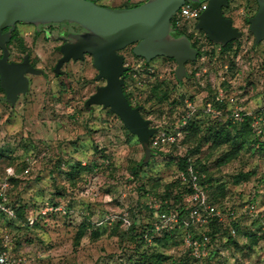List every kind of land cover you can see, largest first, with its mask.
Segmentation results:
<instances>
[{"label":"rangeland","instance_id":"1","mask_svg":"<svg viewBox=\"0 0 264 264\" xmlns=\"http://www.w3.org/2000/svg\"><path fill=\"white\" fill-rule=\"evenodd\" d=\"M142 1L99 3L122 7ZM258 7L256 0H230L224 7L243 32L227 48L194 27L200 55L187 64L182 82L174 59L147 62L133 53V45L121 51L129 66L124 89L130 102L143 106V116L167 139L162 154L137 175L132 170L145 156L139 138L109 108L85 106L106 83L96 79L92 56L66 63L67 73L57 76L55 45L36 36L33 26H19L12 57L28 50L46 71L32 77L30 91L15 106L0 100V193L18 212L15 218L0 213V239L9 238L4 248L20 264H150L135 234L158 206L180 210L175 162L185 156L197 162L216 200L226 203L219 208L221 222L238 224L232 236L240 246L219 238L210 261H195L181 242L175 245L181 231L174 243L161 242L154 252L166 256L165 264H264V41L255 43L247 21ZM236 112L242 120L234 119ZM246 114L250 129L238 137ZM219 131L222 136L215 138ZM124 218L133 228L126 230ZM245 231L256 233V240Z\"/></svg>","mask_w":264,"mask_h":264},{"label":"water","instance_id":"2","mask_svg":"<svg viewBox=\"0 0 264 264\" xmlns=\"http://www.w3.org/2000/svg\"><path fill=\"white\" fill-rule=\"evenodd\" d=\"M99 0H0V83L6 91L4 100L11 106L17 104L20 94H27L31 81L27 74L41 75L45 71L31 64L29 55L22 62H9L8 42L18 23L36 26L67 21L84 28L82 33H69V41L59 49L63 56L54 72L63 75L65 63L84 60L86 54L93 57V65L99 71L97 80L106 83L97 87L85 102L89 111L95 105L109 108L117 114L129 131L139 138L145 156V164L154 157L150 140L158 131L152 121L142 114L143 106H134L124 92L125 73L129 67L125 56L119 52L134 45L133 53L147 62L157 57L173 58L177 62L175 76L182 82L188 74L186 64L198 58L199 50L191 39L175 35L172 19L186 2L195 6L205 0H145L131 7H110ZM258 10L247 19L255 43L264 41V0H257ZM230 0H208L207 9L200 15L196 29L203 31L210 41L226 46L239 40L243 32L234 26L233 19L223 13ZM9 28L4 32V29Z\"/></svg>","mask_w":264,"mask_h":264},{"label":"built area","instance_id":"3","mask_svg":"<svg viewBox=\"0 0 264 264\" xmlns=\"http://www.w3.org/2000/svg\"><path fill=\"white\" fill-rule=\"evenodd\" d=\"M208 0L203 1L200 5L195 6L186 2L177 11L174 19V27L180 29L184 22H188L191 29L197 23L200 15L207 9ZM195 110V108H192ZM220 112H217L219 115ZM235 120H242L239 112L233 114ZM170 140L175 139L170 137ZM166 138L157 132L152 136L150 145L152 148H159L166 142ZM177 177L187 186L188 190L183 194L185 203L188 205V215L183 217L180 210L160 211L161 207H157L155 216L152 221L154 227L153 235H147V241L152 242L154 237L162 236L164 232L181 230L183 233V246L189 254L197 260L207 258L212 253L211 236L207 233L209 225L214 218L222 221L224 214L219 207L213 202L203 184L201 174L192 166L185 169L177 170ZM6 196L0 193V212L9 218L16 217V211L5 203ZM228 217H234L235 211L229 210ZM126 226L131 224L128 218H124ZM231 234L235 236L237 231L231 228ZM9 238L0 239V264H20L19 260L14 258L8 250L7 242Z\"/></svg>","mask_w":264,"mask_h":264},{"label":"trees","instance_id":"4","mask_svg":"<svg viewBox=\"0 0 264 264\" xmlns=\"http://www.w3.org/2000/svg\"><path fill=\"white\" fill-rule=\"evenodd\" d=\"M142 2H144V1H142ZM142 2H139V3H135V4H130V5H124V6H122V7H131V6H135V5H138V4H140V3H142ZM172 24H173V28H174V31H175V35H183V34H185V35H187L190 39H191V41H192V34H193V30L191 29V27H190V25L188 24V22H184V25L180 28V29H176L175 27H174V19H172ZM209 39V38H208ZM210 41V40H209ZM237 41H239V40H233V41H231V42H229L226 46H221L222 48H227L228 46H230L231 44H233V43H235V42H237ZM210 42H212V41H210ZM212 43H214V42H212ZM192 44H193V46H195V44H194V42L192 41ZM216 44V43H215ZM218 45V44H217ZM196 47V46H195ZM196 48H198V47H196ZM198 50H199V48H198ZM200 55V50H199V54H198V56ZM171 59H173V58H171ZM196 61V60H195ZM195 61H189V62H195ZM188 62V63H189ZM187 63V64H188ZM187 64H186V67H187ZM187 70H188V68H187ZM127 73L128 72H126L125 73V79H126V77H127ZM187 77V76H186ZM178 81V80H177ZM179 82V81H178ZM124 87H125V84H124ZM124 92H125V89H124ZM126 93V92H125ZM126 95H127V93H126ZM127 97H128V95H127ZM128 99H129V97H128ZM130 101V100H129ZM251 119H252V117L251 116H249V115H244V122H243V124H242V127L238 130L239 131V134H238V132H237V134H238V137L240 136H244L245 134H246V132H248L249 131V129H250V121H251ZM246 131V132H245ZM222 136V134H221V132L219 131V132H217V134H215V138H219V137H221ZM261 144V150H263V147H264V144L263 143H260ZM154 149V151H155V155H154V157L155 156H158V155H160V154H162V146L161 147H159V148H153ZM228 156V155H227ZM153 157V158H154ZM226 158V157H225ZM228 159L229 158H226V159H222L221 160V163H226L227 161H228ZM176 163V166H175V178H176V181H178L181 185H182V189H181V191H180V204H179V206H177V208L178 209H180V211H181V214H182V216L183 217H187V215H188V211H189V209H188V205H187V203H185V201H184V198H183V194L188 190V188H187V186L186 185H184L181 181H180V179L177 177V170H181V169H185V168H187L188 166H192V167H194V169L195 170H197L196 169V165H197V162H194V160L192 159V158H190L189 156H185L182 160H178L177 162H175ZM148 164V163H147ZM144 165H146L145 163H144V161H143V159L140 161V162H138L137 164H136V166L133 168V170H132V172L134 173V174H138V172H139V169L142 167V166H144ZM203 181V184H204V186H205V189H206V191L208 192V194L210 195V197L212 198V200H213V202L219 207V208H221V207H223V209L225 208V206H226V203L225 202H223V201H221V200H219V201H217L216 200V198H215V196L212 194V192H211V190H210V184L207 182V180H206V178L204 179V180H202ZM170 208H172V207H170V206H162V210L161 211H169V209ZM16 211V215H17V217H18V212H17V210H15ZM1 213V212H0ZM2 214H4V213H2ZM154 218V217H153ZM153 218H152V220L151 221H148L144 226H142L141 228H139V231H137V233L135 234V238H136V241H137V244L140 246V247H142L143 248V252H142V255H143V257L145 258L144 259V262H146V261H148L150 264H165V260H166V256L163 254V253H161V252H154V249L157 247V246H159V244L161 243V242H172V243H174L175 242V238H177V236H178V234L179 235H181L182 233H181V230H177V231H167V232H164L163 233V235L162 236H159V237H154L153 238V240H152V242L151 243H149L148 241H147V235H153V230H154V227L152 226V221H153ZM133 224H132V222H131V224L129 225V226H126V230H129V229H131V228H133V226H132ZM88 227H90V224H88V225H85V228H83V229H81L80 231H79V233L80 234H84V232L86 231V228H88ZM232 227H235L237 230H240L239 229V227H238V224L237 223H231V224H227V226L226 225H224V223H222L221 221H219V219L218 218H214L213 220H212V222H211V224L209 225V229H208V231H207V233L211 236V246H212V253H211V255L213 254V243L216 241V240H218L219 238H227V240H226V246H236V247H238V246H240L239 244H238V240L236 239V238H234L233 236H232V234H231V228ZM244 234H245V236L247 237V236H251L250 238H253V239H255L256 240V235L254 236V234H256V233H250L249 231H245V232H243ZM243 234V235H244ZM180 242L182 243V245H183V239L181 238V239H179V241L178 242H175V245H177L178 246V244H180ZM186 251V250H185ZM187 252V251H186ZM188 253V255L190 256V257H192L190 254H189V252H187ZM210 255V256H211ZM207 257V258H204V259H202V260H205V261H210V259H211V257ZM193 258V257H192ZM194 259V258H193ZM195 261H200V260H197V259H194Z\"/></svg>","mask_w":264,"mask_h":264},{"label":"flooded vegetation","instance_id":"5","mask_svg":"<svg viewBox=\"0 0 264 264\" xmlns=\"http://www.w3.org/2000/svg\"><path fill=\"white\" fill-rule=\"evenodd\" d=\"M99 1H101V0H99ZM99 1H98V3H99ZM257 1V0H256ZM258 3V2H257ZM100 4V3H99ZM102 5H104V4H102ZM107 6V5H106ZM224 9V8H223ZM223 13H224V10H223ZM225 15V14H224ZM30 25V26H33L34 27V34L36 35V36H38L41 40H43V41H45V42H50V43H53L54 45H55V48H56V50L58 51V52H60V57H59V59L63 56V54H62V52H61V50L59 49V47L62 45V44H64V43H66V42H68L69 41V38H68V34L69 33H82V32H84V28L82 27V26H80V25H78V24H72V23H69V22H67V21H64V22H60V23H51V24H47V25H41V26H36V25H34V24H29V23H23V22H20V23H18L17 24V26H16V29L12 32V37H11V39H10V41L7 43L8 44V49H9V51H10V55H9V62H22L23 60H24V56L26 55V54H28L29 55V58H30V62H31V64L33 65V66H35V67H38L34 62H33V60H32V56H31V53L28 51V50H24L22 53H21V58H19V59H14L13 57H12V43L15 41V39H16V33L18 32V30H19V26L20 25ZM195 26H196V24H195ZM8 29L9 28H6V29H4V32L5 31H8ZM199 31H201V30H199ZM31 42H33V38H32V40H31ZM22 45H26L25 44V42H22ZM133 47H134V45H133ZM119 53H121V52H119ZM3 55H4V51H3V49L2 48H0V58L1 57H3ZM87 55H90V54H86V56ZM90 56H92V55H90ZM86 58V57H85ZM93 58V57H92ZM58 59V60H59ZM58 60H57V62H58ZM70 61H74V60H70ZM69 61V62H70ZM79 61V60H78ZM57 62H56V64H57ZM69 62H67V63H69ZM56 64H55V66H56ZM66 64V63H65ZM65 64H64V66H65ZM126 64V63H125ZM55 66L52 68L53 69V71H54V69H55ZM63 66V67H64ZM128 66V65H127ZM129 67V66H128ZM38 68H40V67H38ZM43 69V68H42ZM44 70V69H43ZM62 70H64V71H66L65 69H63L62 68ZM45 71V70H44ZM55 73V72H54ZM67 73V72H66ZM65 73V74H66ZM65 74H63V75H65ZM28 76H29V78H30V81H31V85H30V89H31V86H32V77L33 76H44V75H46V71L43 73V74H41V75H30V74H27ZM57 76H62V75H57ZM0 91L4 94V96H0V100H3V101H5L4 100V97L6 96V91L2 88V86H1V83H0ZM30 91V90H29ZM28 94V93H27ZM27 94H20V96H19V98H18V101H19V99H20V97L22 96V95H27ZM17 101V102H18ZM6 102V101H5ZM8 103V102H7Z\"/></svg>","mask_w":264,"mask_h":264}]
</instances>
